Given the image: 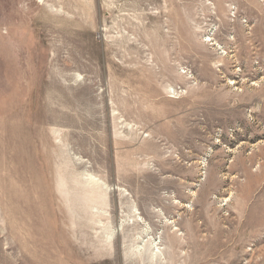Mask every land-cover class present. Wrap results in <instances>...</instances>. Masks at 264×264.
<instances>
[{
  "label": "rangeland",
  "instance_id": "1",
  "mask_svg": "<svg viewBox=\"0 0 264 264\" xmlns=\"http://www.w3.org/2000/svg\"><path fill=\"white\" fill-rule=\"evenodd\" d=\"M0 264H264V0H0Z\"/></svg>",
  "mask_w": 264,
  "mask_h": 264
},
{
  "label": "bare ground",
  "instance_id": "2",
  "mask_svg": "<svg viewBox=\"0 0 264 264\" xmlns=\"http://www.w3.org/2000/svg\"><path fill=\"white\" fill-rule=\"evenodd\" d=\"M92 180V179H91ZM103 183V182H102ZM101 184V183H100ZM104 184V183H103ZM102 185V184H101ZM91 186L93 187V188H96V189H99V188H103V187H100L99 186V182H96L95 180H92L91 181ZM107 186V185H106ZM105 190H107L106 188H105ZM125 196V195H124ZM107 197V196H106ZM103 198V197H102ZM124 198V197H123ZM102 203V202H101ZM105 203V202H104ZM103 204V203H102ZM107 204H105V206H106ZM94 206H96V205H94ZM108 206V205H107ZM103 207V206H102ZM133 207V206H132ZM134 208H136V207H134ZM136 210V209H135ZM96 211V210H95ZM104 211V210H103ZM102 211V212H103ZM101 213V212H100ZM103 214V213H102ZM162 214V213H161ZM127 215V214H126ZM137 215V214H136ZM116 216V215H115ZM140 216V215H139ZM127 217V216H126ZM125 217V218H126ZM105 218V217H104ZM96 219V218H95ZM97 220V219H96ZM98 221V220H97ZM123 221V220H122ZM136 222V221H135ZM137 223V222H136ZM96 224V223H95ZM105 226H103V228H104ZM152 240V239H151ZM153 245V244H152ZM153 250H155V248L153 249Z\"/></svg>",
  "mask_w": 264,
  "mask_h": 264
}]
</instances>
